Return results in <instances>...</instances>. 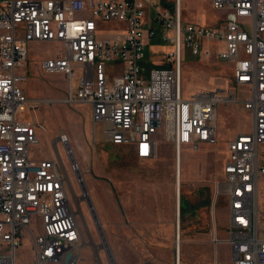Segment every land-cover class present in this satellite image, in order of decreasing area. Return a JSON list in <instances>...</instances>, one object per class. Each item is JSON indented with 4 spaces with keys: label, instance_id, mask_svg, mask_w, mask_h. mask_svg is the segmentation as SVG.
Here are the masks:
<instances>
[{
    "label": "built area",
    "instance_id": "2783aa9c",
    "mask_svg": "<svg viewBox=\"0 0 264 264\" xmlns=\"http://www.w3.org/2000/svg\"><path fill=\"white\" fill-rule=\"evenodd\" d=\"M211 4L225 12L222 26L184 23L182 0H175L171 10H161L150 0H0V264H16V252L28 236L35 264H77L83 247L67 176L61 174L58 160L37 161L31 154L39 131L47 130L33 113L56 101L29 97L19 85L27 76L19 71L29 60V44L45 42L62 46V55L40 65L68 79L62 102L89 104L93 123L106 125L110 141L133 145L142 159L157 157L161 138L174 145L178 160L185 146L196 150L214 143L218 105L242 104L252 127L229 141L224 181L216 197L228 198L227 243L233 264H264L258 213L264 176L259 156L264 145V0ZM148 6L154 12L151 19ZM112 23L124 24L116 39L99 37ZM157 26L164 29L163 42L174 49L167 54L170 67L152 69L146 80L141 61L148 42L158 34ZM205 42L224 48L206 49ZM184 49L196 57L226 60L233 69L232 83L245 88L246 97L225 95V90L185 95ZM57 141L71 153L66 132ZM78 180L84 184L83 178ZM36 218L41 224L38 235L31 229ZM165 264H182L176 244L174 260ZM214 264L226 263L217 257Z\"/></svg>",
    "mask_w": 264,
    "mask_h": 264
},
{
    "label": "rangeland",
    "instance_id": "374dc122",
    "mask_svg": "<svg viewBox=\"0 0 264 264\" xmlns=\"http://www.w3.org/2000/svg\"><path fill=\"white\" fill-rule=\"evenodd\" d=\"M208 3L207 0H182L189 14L205 13L215 24L222 14L210 10ZM103 33L99 37L116 39L112 26H104ZM173 35L170 31L169 36ZM173 49L159 34L148 42L141 61L146 80L152 69L170 67L167 54ZM184 50L185 95L224 87L225 95L235 93L238 98L246 97L245 88L231 84L232 73L224 60L196 57L188 49ZM62 54V46L56 43L29 44V60L19 71L27 80L19 85H23L31 98L56 101L42 105L33 113L34 120L43 122L47 130L39 131V143L31 148V154L37 161L58 160L61 174L67 176L71 204L83 236L77 264L168 263L174 260L178 230L182 264H213L217 250L220 260L233 264L227 244L230 238L228 198L224 194L216 197V191L224 181L228 143L238 132L250 131V113L241 103L222 102L218 105L214 143L196 150L185 146L178 164L174 145L161 138L157 157L142 159L136 155L133 145H114L106 135V125L93 123L89 106L62 102L68 94V79L63 73L46 72L40 67L43 60ZM60 131L68 133L70 154L56 140ZM259 156L264 165V145L259 148ZM79 177L84 179L83 185ZM83 192L87 193L86 197ZM183 200L189 209L193 206L196 209L182 218L178 204L182 205ZM258 213L264 229V176L260 177ZM31 229L36 235L41 233L38 218L33 220ZM215 239L219 240L218 245ZM16 264H35L29 236L16 252Z\"/></svg>",
    "mask_w": 264,
    "mask_h": 264
},
{
    "label": "crops",
    "instance_id": "0c3cea01",
    "mask_svg": "<svg viewBox=\"0 0 264 264\" xmlns=\"http://www.w3.org/2000/svg\"><path fill=\"white\" fill-rule=\"evenodd\" d=\"M151 1V3H154V4H157L158 6H159V8L161 9V10H171V9H174V3H175V0H150ZM209 3H208V8H210V10H212V9H215V8H213V6H212V4H211V0H207ZM210 4H211V6H210ZM205 6V5H204ZM215 10H217V9H215ZM218 11H220L221 12V14L222 15H220V16H218L217 17V21H216V23L215 24H213L210 20H209V18H208V16L205 14V13H195V14H189V12L187 11V10H185L184 8H183V6H182V19H183V22L184 23H190V24H195V25H198V26H205V27H219V26H222L223 24H224V20H225V12L224 11H221V10H218ZM183 12H185V13H183ZM153 14H154V12H153V10H152V8L150 7V6H148L147 7V16H148V18H152V16H153ZM110 26H112V28L114 29V31L115 32H122V30H123V28H124V24L123 23H112ZM157 29H158V34H159V36H160V38L162 39V41H163V38H162V35H163V33H164V30H163V28L162 27H160V26H157ZM160 31V32H159ZM157 34V35H158ZM157 37V36H156ZM155 37V38H156ZM154 38V39H155ZM153 39V40H154ZM153 40H151V41H153ZM151 41H149V42H151ZM205 48L206 49H208V48H210V49H213V50H216V51H218V50H222L223 48H224V46H223V44H219V43H215V42H212V43H210V42H205ZM205 49V50H206ZM204 57H206V56H204ZM213 57L217 60V61H219V60H223V59H218V58H216V56L215 55H213ZM212 57V58H213ZM208 58V57H207ZM209 59H211V58H209ZM224 62L228 65V67L230 68V70H231V73H232V77H233V69H232V66H231V64H229L226 60H224ZM232 82H233V79H232ZM231 84H233V83H231ZM230 86V82L228 83V87ZM22 88L24 89V87H23V85H22ZM217 90H225L224 89V87H217ZM225 92V91H224ZM191 95V94H190ZM190 95H187V96H190ZM45 105H47V104H45ZM68 105V104H67ZM84 105H87V106H89V110H91V116H92V107L89 105V104H84ZM61 132H63V131H60V133ZM67 133V132H66ZM238 133H240V132H238ZM237 133V134H238ZM236 134V135H237ZM60 135V134H59ZM67 135H68V133H67ZM236 135H234L233 137H232V139L236 136ZM58 139V137L56 138V140ZM231 139V140H232ZM204 145H207V144H204ZM134 148V147H133ZM186 148H190V149H193L191 146H186ZM134 151H135V148H134ZM228 154H229V152H228ZM228 161V160H227ZM223 171H224V168H223ZM223 176H224V173H223ZM181 236V235H180ZM228 244V243H227ZM180 253H181V255H182V246H181V249H180ZM216 255H217V257L219 256V254H218V250L216 251ZM219 258V257H218ZM171 261H173V260H171ZM214 264V263H213Z\"/></svg>",
    "mask_w": 264,
    "mask_h": 264
},
{
    "label": "trees",
    "instance_id": "16d2710c",
    "mask_svg": "<svg viewBox=\"0 0 264 264\" xmlns=\"http://www.w3.org/2000/svg\"><path fill=\"white\" fill-rule=\"evenodd\" d=\"M208 202H211V200H209ZM205 204H207V202ZM195 209H196L195 206H193V208L189 209L187 202L185 200H183L182 205H181V217L183 218V217L187 216L189 213L194 212Z\"/></svg>",
    "mask_w": 264,
    "mask_h": 264
},
{
    "label": "bare ground",
    "instance_id": "6f19581e",
    "mask_svg": "<svg viewBox=\"0 0 264 264\" xmlns=\"http://www.w3.org/2000/svg\"><path fill=\"white\" fill-rule=\"evenodd\" d=\"M179 163H180V160H178V164ZM176 233H177V235H176V240H177L176 245L178 246V249L180 251V249H181V236H180L179 230ZM104 245H105V243H104ZM180 255H181V253H180Z\"/></svg>",
    "mask_w": 264,
    "mask_h": 264
},
{
    "label": "water",
    "instance_id": "95a60500",
    "mask_svg": "<svg viewBox=\"0 0 264 264\" xmlns=\"http://www.w3.org/2000/svg\"><path fill=\"white\" fill-rule=\"evenodd\" d=\"M178 210H179V217L181 216V204L179 203L178 204ZM95 220H96V217H95ZM108 252H109V250H108Z\"/></svg>",
    "mask_w": 264,
    "mask_h": 264
}]
</instances>
